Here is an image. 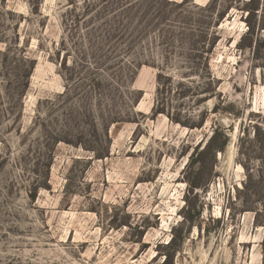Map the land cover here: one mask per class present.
Segmentation results:
<instances>
[{"label":"rangeland","instance_id":"374dc122","mask_svg":"<svg viewBox=\"0 0 264 264\" xmlns=\"http://www.w3.org/2000/svg\"><path fill=\"white\" fill-rule=\"evenodd\" d=\"M166 257L264 264V0H0V264Z\"/></svg>","mask_w":264,"mask_h":264},{"label":"trees","instance_id":"16d2710c","mask_svg":"<svg viewBox=\"0 0 264 264\" xmlns=\"http://www.w3.org/2000/svg\"><path fill=\"white\" fill-rule=\"evenodd\" d=\"M167 261H168V257H166V258L163 260L162 264H166Z\"/></svg>","mask_w":264,"mask_h":264},{"label":"bare ground","instance_id":"6f19581e","mask_svg":"<svg viewBox=\"0 0 264 264\" xmlns=\"http://www.w3.org/2000/svg\"><path fill=\"white\" fill-rule=\"evenodd\" d=\"M239 169H241V167H240V166H239ZM239 169H238V170H239Z\"/></svg>","mask_w":264,"mask_h":264}]
</instances>
